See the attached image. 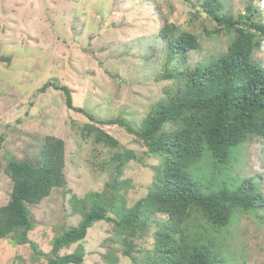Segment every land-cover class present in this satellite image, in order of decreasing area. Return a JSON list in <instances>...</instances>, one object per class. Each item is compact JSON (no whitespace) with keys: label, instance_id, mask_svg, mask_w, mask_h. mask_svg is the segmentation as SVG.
Listing matches in <instances>:
<instances>
[{"label":"rangeland","instance_id":"374dc122","mask_svg":"<svg viewBox=\"0 0 264 264\" xmlns=\"http://www.w3.org/2000/svg\"><path fill=\"white\" fill-rule=\"evenodd\" d=\"M218 1L224 11L236 15L244 12L250 0ZM202 2L0 0V135L5 134L0 144V207L7 204L12 187L3 172V159L36 163L41 138L54 136L64 141L65 188H54L40 204L28 205L33 224L28 238L42 254L52 251L57 234L78 225L81 216L73 211L70 198L102 191L110 179L112 153L118 150L95 145L90 139L84 141L80 131L88 119L66 107L62 91L51 86L41 89L47 83L66 87L74 107L98 120L122 118L137 128L151 105L163 97L162 88L170 85L158 79L164 70L165 46L158 39L162 26L159 17L197 36L200 48L188 52L189 67L207 65L226 52L230 36L224 32L205 34L212 30L214 22L205 15L195 16ZM252 5L264 18V3L252 0ZM202 19H206L204 23ZM253 59L264 68V41ZM109 128L105 130L119 142L120 149L143 153L138 140L123 127ZM231 155L228 164L220 169L208 154L192 167L201 191L218 192L228 184L234 191L249 179L261 201L252 212H237L218 236L198 217L191 236H216V251L228 264H264V142L251 137ZM148 162L157 165L158 159ZM103 166L104 171L100 168ZM153 173L137 161L126 165L121 180H128L131 186L120 191L127 208L147 194ZM111 229L112 224L105 221L88 229L83 241L84 264H107L101 257L107 247L119 251V244L105 241L115 239ZM136 246L149 249L152 239L146 243L137 240ZM76 247L77 244L62 248L59 255L73 253ZM117 251L118 264H133ZM13 263L47 264L43 257L34 256L30 246L1 240L0 264Z\"/></svg>","mask_w":264,"mask_h":264},{"label":"trees","instance_id":"16d2710c","mask_svg":"<svg viewBox=\"0 0 264 264\" xmlns=\"http://www.w3.org/2000/svg\"><path fill=\"white\" fill-rule=\"evenodd\" d=\"M223 8L218 0H203L201 12H195L196 17L205 15L214 22L205 34L224 32L230 36L226 52L196 68L187 65V58L189 51L200 48L197 36L159 17L162 26L158 39L165 46L164 70L158 79L170 85L162 88L163 97L151 105L137 128L122 118L98 120L74 107L66 87L47 83L41 89L51 86L62 91L66 107L88 119L80 131L84 141L90 139L95 145L118 151L112 153L110 179L102 191L70 198L81 220L53 238L49 254H42L28 238L33 228L28 205L40 204L54 188H65L64 141L53 136L41 138L36 163L3 159V172L12 187L7 204L0 207V241L9 239L15 246L28 245L34 256L43 257L47 264H84L87 231L105 221L112 224L115 238L105 241L120 246L119 251L107 247L101 256L107 264H118L116 251L133 264H228L216 251V236H191L194 220L203 219L218 236L237 212L249 213L257 208L261 196L249 179L234 191L228 184L218 192L203 193L191 169L205 154L220 169L231 160L232 151L251 137L264 142V68L253 59L264 41V19L252 0L244 12L236 15ZM202 20L204 23L206 19ZM114 125L138 140L144 149L142 155L136 150L120 149L119 142L105 130ZM4 139L2 133L0 144ZM151 158L158 159L157 165L148 162ZM131 161L150 167L154 173L147 194L127 208L120 190L131 184L121 180V175ZM104 166L100 167L102 171ZM149 238L151 248L137 249V240L146 243ZM74 244L77 247L73 253L59 255L62 248ZM17 259L20 262V257Z\"/></svg>","mask_w":264,"mask_h":264},{"label":"clouds","instance_id":"9594fccd","mask_svg":"<svg viewBox=\"0 0 264 264\" xmlns=\"http://www.w3.org/2000/svg\"><path fill=\"white\" fill-rule=\"evenodd\" d=\"M261 2H263L264 3V0H261ZM264 19V18H263ZM65 100V99H64ZM54 137V136H53Z\"/></svg>","mask_w":264,"mask_h":264}]
</instances>
